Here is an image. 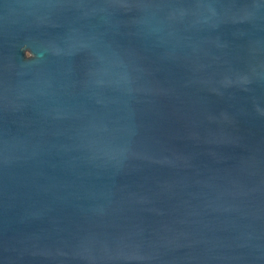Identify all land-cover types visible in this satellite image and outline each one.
Instances as JSON below:
<instances>
[{
    "label": "water",
    "instance_id": "obj_1",
    "mask_svg": "<svg viewBox=\"0 0 264 264\" xmlns=\"http://www.w3.org/2000/svg\"><path fill=\"white\" fill-rule=\"evenodd\" d=\"M0 264H264V0H0Z\"/></svg>",
    "mask_w": 264,
    "mask_h": 264
},
{
    "label": "rangeland",
    "instance_id": "obj_2",
    "mask_svg": "<svg viewBox=\"0 0 264 264\" xmlns=\"http://www.w3.org/2000/svg\"><path fill=\"white\" fill-rule=\"evenodd\" d=\"M24 54H25V55H28V53H27L26 51L24 52Z\"/></svg>",
    "mask_w": 264,
    "mask_h": 264
}]
</instances>
